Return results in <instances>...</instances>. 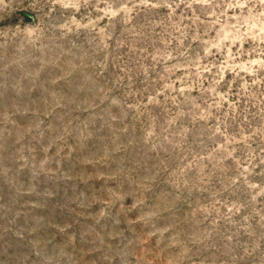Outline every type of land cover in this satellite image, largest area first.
<instances>
[{"label": "rangeland", "instance_id": "rangeland-1", "mask_svg": "<svg viewBox=\"0 0 264 264\" xmlns=\"http://www.w3.org/2000/svg\"><path fill=\"white\" fill-rule=\"evenodd\" d=\"M0 264H264V0H0Z\"/></svg>", "mask_w": 264, "mask_h": 264}]
</instances>
